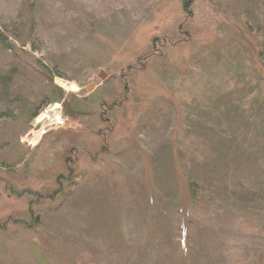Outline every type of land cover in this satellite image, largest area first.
<instances>
[{
	"label": "rangeland",
	"instance_id": "374dc122",
	"mask_svg": "<svg viewBox=\"0 0 264 264\" xmlns=\"http://www.w3.org/2000/svg\"><path fill=\"white\" fill-rule=\"evenodd\" d=\"M184 5L0 0V264H217L241 244L228 207L185 236L176 203L192 177L264 168V0Z\"/></svg>",
	"mask_w": 264,
	"mask_h": 264
},
{
	"label": "trees",
	"instance_id": "16d2710c",
	"mask_svg": "<svg viewBox=\"0 0 264 264\" xmlns=\"http://www.w3.org/2000/svg\"><path fill=\"white\" fill-rule=\"evenodd\" d=\"M182 1L185 4L184 10L187 11L193 5L195 0ZM1 41L2 38L0 37V43H2ZM4 45L6 46L5 43ZM35 111L36 110L33 111L32 109V113L30 114L31 117L33 115L36 116ZM0 114L9 117L8 113L6 114L5 112L0 111ZM229 114L231 113L228 112L227 115ZM261 116H264V114H261ZM232 119L230 118L229 122H232ZM263 122L264 120H261L262 124ZM206 135L202 138L199 137L200 140L204 141L207 137L209 138V136ZM227 139L223 138V142L227 141ZM229 141L232 142L231 139H229ZM218 146L221 147V145L217 144V146H215L216 149ZM206 162L207 161L205 160L204 164ZM250 173L252 174V183L250 180L245 181L247 178L251 177ZM236 178L237 179L235 180H237V184L232 186L228 183L223 190L222 187L219 186L217 174L212 177L206 176V178H190L189 182H187V188H185V192L188 194L187 202L176 203V205H178L177 209L179 210L180 208L181 210L179 213L181 216L178 218V223L181 222L183 226L182 230L185 229L183 230L182 235L189 236L192 230L196 228L197 224L200 223L198 222V219L203 211L211 210V216H215L219 214L218 212H221L228 207V213L232 214L231 224H233L235 228L234 233H231V230L228 231V233L239 238L238 240H240L241 244L225 246L222 248L219 252L220 257L217 264H264V168L251 170L248 172L247 176L245 175L242 177L245 178L244 180L240 177ZM162 191L163 193L167 191L168 194H174L176 187L173 188L172 184L169 186L166 185ZM160 201H162L161 197L155 195L154 202L157 204L160 203ZM223 203L224 206L222 205ZM35 224H37V221L35 223L29 222V224L24 223L21 225H25L24 228L30 230L33 229ZM181 239H184V237ZM195 250L196 249H188L182 253H184L185 257H189V254L191 256Z\"/></svg>",
	"mask_w": 264,
	"mask_h": 264
},
{
	"label": "bare ground",
	"instance_id": "6f19581e",
	"mask_svg": "<svg viewBox=\"0 0 264 264\" xmlns=\"http://www.w3.org/2000/svg\"><path fill=\"white\" fill-rule=\"evenodd\" d=\"M58 82H59V84H60V86H61L62 88L66 89V90H68V91H72V92H74V91L76 90V86H75V85H72V84H70V83H68L67 81H64V80H63V81H60V80H58ZM47 116H48V115L43 116V118H41V119L37 122V124L41 125V124L44 122V119L47 118Z\"/></svg>",
	"mask_w": 264,
	"mask_h": 264
},
{
	"label": "water",
	"instance_id": "95a60500",
	"mask_svg": "<svg viewBox=\"0 0 264 264\" xmlns=\"http://www.w3.org/2000/svg\"><path fill=\"white\" fill-rule=\"evenodd\" d=\"M105 78H106V75L103 72H101L99 75V79L102 81H105Z\"/></svg>",
	"mask_w": 264,
	"mask_h": 264
}]
</instances>
